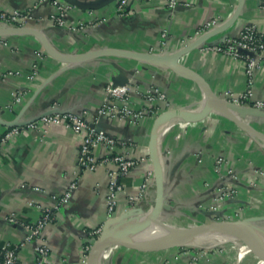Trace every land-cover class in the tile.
Returning <instances> with one entry per match:
<instances>
[{
	"label": "crops",
	"instance_id": "crops-1",
	"mask_svg": "<svg viewBox=\"0 0 264 264\" xmlns=\"http://www.w3.org/2000/svg\"><path fill=\"white\" fill-rule=\"evenodd\" d=\"M171 1L176 3L174 7H170ZM237 5L238 0H128L123 15L116 13V3L93 12L72 8L65 17V27H57L50 22L54 7L49 3L0 0L2 11L27 13L29 18L23 27L43 33L61 53L83 54L100 47L146 53L150 48L159 47L163 33L166 36L162 50L174 52L181 49L183 40L190 38L187 46L197 40L194 33L204 23L217 20L220 28L184 55L179 63L201 75L218 97L228 91L244 92L246 77L240 62L222 57L209 48L234 37L248 22L264 33V0H244L239 17L229 26ZM83 24L87 25L85 30L70 29V26ZM0 29L7 27L0 24ZM0 38L6 43L0 46L1 123L12 122L28 104L21 121L55 110L83 114L91 123L102 101L104 86L117 76L132 86L130 99L135 109L144 106L142 95L152 86L167 95L171 109L186 108L202 97L195 83L167 68L140 63V69L131 72L137 63L125 59L118 61L121 67L116 69L109 68L105 59L64 67L47 55L39 56L44 50L30 35ZM35 62L37 68L33 69ZM33 70L37 75L31 80ZM9 72L18 74L7 76ZM15 94L21 97L18 103H13ZM253 95L255 99L264 100V74L260 71L254 73ZM155 119L149 117L135 126L119 120L99 121L103 131L126 143L118 146V150L138 161V166L120 181L123 192L118 196L116 216L131 209L145 211L149 207V202L136 201L131 205L128 199L137 198L144 174L153 173L148 143ZM1 123L0 138L12 129ZM233 130L230 123L225 124V120L215 114L198 122L173 119L165 124L157 149L162 160L164 203L172 215L183 213L194 217L199 224L212 222L209 213L200 208L211 201L221 184L222 177L215 171L216 158L226 157L228 165L238 174L236 201L254 205L252 210L243 213L244 219L253 220V224L263 221L260 219L264 218V182L259 183V192H253L247 185L245 170L249 169L246 167L249 161L257 159L256 143ZM79 145L80 137L58 124L39 130L23 127L0 147V245L23 241L22 225L35 223L40 211L50 210L54 214L53 222L45 227L38 241L47 247V258L39 263L35 251L38 243L32 242L19 250L20 264H84L83 245L107 220L105 198L108 172L113 167L102 165L93 172L80 171L77 166ZM95 156L101 159L104 150L97 148ZM72 183L76 187L68 203L55 210L57 200ZM258 196L260 199H256ZM224 250L218 264H232L235 249L226 247ZM243 260L236 263L242 264Z\"/></svg>",
	"mask_w": 264,
	"mask_h": 264
},
{
	"label": "built area",
	"instance_id": "built-area-1",
	"mask_svg": "<svg viewBox=\"0 0 264 264\" xmlns=\"http://www.w3.org/2000/svg\"><path fill=\"white\" fill-rule=\"evenodd\" d=\"M118 5L116 13L123 15L126 13L128 0H117ZM40 3H49L54 7V12L50 16V22L57 27H65V17L72 9L71 6L61 2L60 0H39ZM170 7H174L176 3L171 1ZM29 15L18 11L5 12L0 10V24L7 28L23 27ZM217 20L207 21L195 33V38H200L216 29L220 28ZM72 31L82 30V25L77 27L70 26ZM166 34L163 33L162 38ZM190 39V38H189ZM189 39L183 40L182 43L188 42ZM6 45L3 38H0V46ZM187 45V43L185 44ZM222 57L231 59L232 61L240 62L244 68L246 77V88L241 94L228 92L229 98L232 99L233 104L252 108L264 112V100H258L253 95L254 73L260 71L264 74V33H262L254 24L248 22L244 24L234 37H228L216 46L209 48ZM154 53V52H151ZM18 73H7V76L17 75ZM132 86L127 83L123 86H114L109 82L104 89L103 98L97 110L96 117L89 123L84 119L83 114H53L41 117L37 121L29 124L25 128L31 130H39L41 128H48L52 125L62 124L64 127L72 132L73 135L80 137V145L77 155V166L80 171L93 172L102 165H111L113 169L108 172V188L105 198L106 216L107 220L113 219L116 216L118 208V196L123 192L121 179L125 177L131 170L138 166V161L133 158L124 156L119 150L118 146L126 145L125 142L107 134L99 126L100 119H107L109 121H123L128 125L135 126L149 117L156 118L162 111V108L167 102V96L157 87H149L142 95L144 106L135 109L131 105L130 93ZM15 96V95H13ZM14 98V97H13ZM228 98V97H227ZM15 103L21 101V97L14 98ZM164 105V106H162ZM162 106V107H161ZM159 107V108H158ZM23 129L19 127L12 128L8 133L0 138V147L9 142L10 138L20 133ZM101 147L104 150V156L98 159L95 156V150ZM217 169L216 172L222 173L224 166L223 157H218L215 160ZM223 168V169H222ZM224 182L219 187V200L224 201L231 199L236 201L238 198V187L236 180L233 178L231 172L226 174ZM76 184L72 183L68 189L57 200L55 210L65 206ZM223 189V190H222ZM154 176L152 172L144 174L139 186V192L136 199L129 198L128 203L133 204L136 201L149 202L150 208L154 202ZM219 195V196H220ZM151 202V203H150ZM54 220V214L50 210L40 211L39 219L32 224L22 225L24 231V239L19 244L15 245H0V264H20L18 253L19 250L26 244L37 242L42 237V233L47 225ZM232 220V219H230ZM229 221V220H228ZM100 229L91 233L92 240L99 235ZM90 240L82 247V262L85 264L87 254L92 246ZM39 263H42L48 255V249L42 243H38L35 247Z\"/></svg>",
	"mask_w": 264,
	"mask_h": 264
},
{
	"label": "water",
	"instance_id": "water-1",
	"mask_svg": "<svg viewBox=\"0 0 264 264\" xmlns=\"http://www.w3.org/2000/svg\"><path fill=\"white\" fill-rule=\"evenodd\" d=\"M61 2L71 6L72 8L82 11V12H93L98 11L103 8L110 6L117 0H97V1H82V0H60ZM244 0H238V5L235 9L233 16L229 21V26L232 25L236 19L239 17L243 9ZM222 28V27H221ZM215 31V30H214ZM214 31L198 38L192 44L188 45L183 49H179L174 52H167L164 54L159 53H149V52H136L121 49L112 48H101L87 53L79 55H65L58 52L51 43L48 41L46 36L28 27H12L7 29H0V37H7L15 34H26L36 38L44 52L51 59L66 65H76L100 58H119L125 60L136 61L139 63H144L151 66L163 67L171 70L177 76L182 79L189 80L195 83L202 91L203 96L206 100L204 107L201 110H187V109H170L159 114L153 122L150 130L149 143H148V155L152 165L153 176H154V202L153 205L145 211L141 209H131L113 219L106 221L105 226L98 235V237L92 243V246L87 254L86 264H101L99 262L100 255L103 251L111 246H124L130 249H135L144 252H157L171 248H178L183 246L182 244L191 240L194 237L200 236L202 234L212 232L215 230H228L231 228H240L245 236H248L250 242L257 246L263 251L264 244H259L255 237L249 231L247 227L253 224L254 221L251 219L243 220H229L226 222H214L211 224H201L196 229L188 231L185 235L178 237L175 241L169 243H161L157 245H137L130 240V236L119 234L116 235L121 229L128 228L136 223H147L156 219H163L164 215L170 214V208L164 203V188H163V168L162 160L157 149V142L159 140L158 134L161 127L167 124L170 120L179 119L184 122H198L205 119L209 114L213 112L212 102L214 100L221 101L232 114L222 113V115H227L228 118L235 123L243 131L249 133L250 135L264 140V135L251 129L242 119H264V112L258 111L248 107H238L235 105H228L221 99H219L210 89L208 83L205 79L193 71L192 69L183 66L179 63L180 59L190 52L192 49L199 47V45L204 42L208 36ZM111 83L114 86H123L128 83L127 80H122L121 76L113 77ZM29 104L22 110V112L12 121L7 123H1L8 128L14 127H26L29 124L37 121L41 117L53 115V114H64L67 112L50 110L46 111L37 117H34L28 121H21L22 113L28 108ZM118 223V224H117ZM117 224V225H116ZM257 230L254 229V232ZM259 232V231H257ZM257 256L258 251H253ZM259 259L260 257L257 256ZM262 260V259H261ZM264 260V259H263Z\"/></svg>",
	"mask_w": 264,
	"mask_h": 264
},
{
	"label": "rangeland",
	"instance_id": "rangeland-1",
	"mask_svg": "<svg viewBox=\"0 0 264 264\" xmlns=\"http://www.w3.org/2000/svg\"><path fill=\"white\" fill-rule=\"evenodd\" d=\"M115 3H116V6H117L118 5V1H116ZM86 26L87 25L83 24L82 25V29L85 30L87 28ZM79 31H81V29H79ZM164 40H165V38H163V40L160 41L159 47L157 49L156 48H150L148 50V52L149 53L154 52V53L164 54V51L162 50L163 47H164ZM185 47H187V45H185L184 43L182 44V42H181V49H183ZM99 49H101V47ZM62 54H65V55H79V54H82V53H78V52L75 51V52L62 53ZM42 55L44 56V55H47V54H46V52H41L39 54V56L42 57ZM100 59L107 60L108 61L107 66H109V68H111V69H116L117 67H121L118 64V61H123V60H121L119 58H100ZM57 63H59V62H57ZM131 63H137L136 64L137 66H135V68H132L131 72H136L137 70L140 69V65H142V64H140L139 62H136V61H131ZM60 64H62V63H60ZM62 65L64 67L70 66V65H66V64H62ZM32 68L33 69L37 68L36 62L32 66ZM36 75H37V71L33 70L32 75L30 77L31 80H33ZM107 84L104 86V89L106 88ZM228 92H225L222 97H218V96L217 97L219 99H221L222 101H224L228 105L229 104L230 105H235V104H233L232 99L229 98L230 94ZM17 96H18V94H15V96H13V97L16 98ZM202 97H204L203 93H202ZM202 97L199 98L197 101L195 100L194 103H191L186 108H179V109H187V110L198 109L199 106L204 103L205 98L202 99ZM218 102L223 107L228 109V107L226 105H224L221 101H218ZM13 103H15L14 99H13ZM162 106H164V105H162ZM235 106H237V105H235ZM238 107H243V106H238ZM162 108H166V109H163V110H170L172 108V104L168 101V99H167V102L165 103V106L162 107ZM228 111H230V110L228 109ZM213 112L214 113H211V114H215V115H218V116L222 117L225 120V124L226 123H230V125H232V127L234 129L233 131L235 132V134L236 133L240 134V135L244 136L246 139H251L250 141H254V143L257 144V145L255 144V146H254L255 149H256L255 153L257 154L256 155L257 159L256 158L255 159L257 161L256 160L249 161L247 163V166H246L249 169H245V170L247 172L246 173L247 185L251 187L253 192H255V191L259 192V188H258L259 187V183L261 181L264 182V168H261V167H264V148L261 146V144H258L259 143L258 142V138H256V137L250 135L249 133L243 131L235 123H233L227 117V115H222V114H219V113H217L215 111H213ZM211 114H209L207 117H209ZM242 121H243V123H245V125H247L251 129H253L256 132L261 133V134L264 135V119H256V120H254V119L247 118V119H242ZM223 159H224L225 169H223L222 173L216 172L217 174H219L222 177V180L221 181L219 180L220 183L224 182V179L227 177L226 174L228 172H231L232 175H233V178L237 181L238 174H237L236 170L231 168L228 165V159L226 157L223 158ZM224 183H226V182H224ZM220 185L218 186V188H216L214 196L212 197L211 201H209L207 204H205L200 209H202V210L206 211L207 213H209V216L212 217L211 218V220H212L211 223H214V222H226V221H228L230 219H232V220H234V219L243 220L244 219L243 213L252 210L254 205H252V203H250V204H244V203L241 204L238 201H235V202L231 201V199H228V200L226 199L224 201H220L219 199L223 198L219 194L220 193L219 192ZM256 199H260V197L258 196V197H256ZM256 207L259 208L258 206H256ZM172 214L173 213H170V214H167V215L171 216ZM175 214L172 215V216L176 218V221L178 222L179 225H183V224L189 223V222L196 223V221H195L196 219L194 217H191L189 215L187 216V215H185L183 213H178V214L175 213ZM260 220H263V224H264V218H262ZM256 221H258V220H256ZM105 223H106V221H104V223L101 225V227H100L101 231H102L103 227L105 226ZM197 224H199V223H197ZM259 228H256L255 230H257ZM226 231H229V230H226ZM253 231L254 230H252L251 232H253ZM186 232H188V230ZM226 233H228V232H226ZM97 237H98V235L94 238V240ZM138 239H144L146 241H161V242H165V243L166 242H171V240L163 237L162 235L157 233V231L155 229H153V228L148 229L147 232L142 234ZM202 239L206 240L205 238H202ZM89 240L91 242H93L92 237ZM117 250H119V251H117ZM224 251H225L224 248H222V249L221 248L199 249V248H196V247L183 245V246L178 247V248H171V249H166V250L157 251V252H144V251H139V250H135V249H130V248H127V247H124V246H112V247H110L109 254L106 257V259L104 260L103 264H218L219 261L222 260V258L224 256ZM231 257H232V264H238V263H236L237 252L233 251V254H232ZM243 258H244V260H243L242 264H260V261H261V259H259L255 255V253H253V252L245 255Z\"/></svg>",
	"mask_w": 264,
	"mask_h": 264
},
{
	"label": "bare ground",
	"instance_id": "bare-ground-1",
	"mask_svg": "<svg viewBox=\"0 0 264 264\" xmlns=\"http://www.w3.org/2000/svg\"><path fill=\"white\" fill-rule=\"evenodd\" d=\"M204 98V97H203ZM206 103V100H204V103L199 106L197 110H201ZM213 111L224 114V113H230L231 111H228L225 107H223L218 100H214L212 102ZM228 117V116H227ZM165 124L161 127L158 137H160L162 129L164 128ZM258 142L261 144V146L264 148V140L258 139ZM257 142V143H258ZM181 219V218H180ZM183 219V218H182ZM118 224V223H117ZM116 224V225H117ZM200 224L189 222L185 223L183 225H179L176 221V218L172 215H164L163 219H156L151 222L147 223H136L128 228L121 229L119 232H117L116 235L124 234L130 236V240L137 244V245H157L165 242L161 241H146L144 239H138L142 234L147 232L148 229L153 228L162 235L163 237L175 241L178 237H181L185 235L188 231L196 229ZM249 228V231H252L256 228L259 232H251L252 236L256 238L257 242L259 244H264V224L263 221L260 223L250 224L247 226ZM226 230H215L212 232H208L205 234H202L200 236L194 237L191 240L183 243L182 245H188L192 247H196L199 249H213V248H226V247H232L237 252V260L238 262L243 259V257L253 251H258L257 256L262 259L260 261V264H264V248L263 251L260 250L257 246L253 245L250 242V239L248 236H245L240 228H231ZM228 232V233H226ZM205 238L206 240L202 239ZM169 243V242H166ZM112 247V246H111ZM110 251V247L107 248L105 251H103L100 255L99 262L103 264L104 260L108 256ZM119 251V250H117ZM113 252V251H112ZM117 253V252H116ZM115 254V253H114Z\"/></svg>",
	"mask_w": 264,
	"mask_h": 264
}]
</instances>
